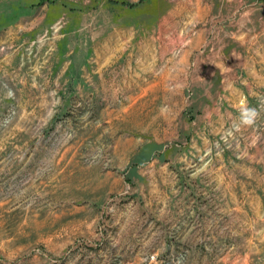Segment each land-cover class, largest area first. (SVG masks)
<instances>
[{
  "label": "rangeland",
  "instance_id": "obj_1",
  "mask_svg": "<svg viewBox=\"0 0 264 264\" xmlns=\"http://www.w3.org/2000/svg\"><path fill=\"white\" fill-rule=\"evenodd\" d=\"M204 4L0 0V264H264V0Z\"/></svg>",
  "mask_w": 264,
  "mask_h": 264
},
{
  "label": "clouds",
  "instance_id": "obj_2",
  "mask_svg": "<svg viewBox=\"0 0 264 264\" xmlns=\"http://www.w3.org/2000/svg\"><path fill=\"white\" fill-rule=\"evenodd\" d=\"M239 126L252 127L256 124L258 118H260V110L256 107L249 106L247 104L242 105L239 109Z\"/></svg>",
  "mask_w": 264,
  "mask_h": 264
},
{
  "label": "crops",
  "instance_id": "obj_3",
  "mask_svg": "<svg viewBox=\"0 0 264 264\" xmlns=\"http://www.w3.org/2000/svg\"><path fill=\"white\" fill-rule=\"evenodd\" d=\"M190 12L201 9V7H208L204 4V0H181ZM200 11V10H199Z\"/></svg>",
  "mask_w": 264,
  "mask_h": 264
}]
</instances>
